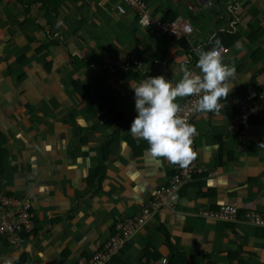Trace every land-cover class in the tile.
Returning <instances> with one entry per match:
<instances>
[{"label":"crops","instance_id":"1","mask_svg":"<svg viewBox=\"0 0 264 264\" xmlns=\"http://www.w3.org/2000/svg\"><path fill=\"white\" fill-rule=\"evenodd\" d=\"M143 1L163 20L183 16L192 36L170 47L120 15L117 0H57L51 28L41 0H0V192L30 205L34 228L16 245L0 241V264H78L148 207L174 164L129 131L132 87L160 75L176 83L182 65L199 73L196 50L219 33L238 36L223 58L235 87L219 113L195 119L203 173L116 255L122 264H264V227L245 217L264 214V106L248 121L245 149L233 120L238 98L264 93V0ZM226 205L235 221L200 216Z\"/></svg>","mask_w":264,"mask_h":264},{"label":"built area","instance_id":"2","mask_svg":"<svg viewBox=\"0 0 264 264\" xmlns=\"http://www.w3.org/2000/svg\"><path fill=\"white\" fill-rule=\"evenodd\" d=\"M117 12L126 16L131 14L135 17L140 27L147 29L150 33L160 35L170 47H176L182 41L192 36L194 30L191 24L183 17L178 16L174 20H163L161 17L154 16L143 0H117ZM228 50L221 48L224 57ZM258 98V100H256ZM257 98L240 97L235 104L234 123L237 127L236 135L242 145V149L249 146L246 138L245 128L250 117L264 106V93ZM198 96H190L181 105L180 115L190 124L195 125V119L204 112L197 111ZM230 130L235 133V127ZM193 150L195 149V136L193 138ZM173 175L168 185L157 190L149 203L148 207L131 218L119 222L115 227V232L110 239L103 245V250L94 253L90 259L80 261L78 264H122L114 261L118 250L128 242L135 230L141 228L153 212H158L163 208L172 206L178 198L181 190L189 183L193 182L195 176L203 173L198 165L197 155L187 166L173 165ZM30 205L21 202L18 198L8 196L0 192V241L9 245H16L23 241L24 236L34 229L30 214ZM200 216L212 218L218 221H235L238 212L232 206H221L216 211H202ZM249 223L255 226L264 227V214L258 212H247L246 216ZM138 264H171L167 257L152 259Z\"/></svg>","mask_w":264,"mask_h":264},{"label":"clouds","instance_id":"3","mask_svg":"<svg viewBox=\"0 0 264 264\" xmlns=\"http://www.w3.org/2000/svg\"><path fill=\"white\" fill-rule=\"evenodd\" d=\"M221 48L217 39L211 50H196L199 73L182 65V78L176 83L160 75L132 87L138 115L129 131L134 137L147 141L153 156L182 167L196 158L192 146L197 128L180 115L182 108L176 101L198 96L197 111L219 113L223 109L220 101L226 100L235 87L231 81L235 79L236 69L224 63Z\"/></svg>","mask_w":264,"mask_h":264},{"label":"trees","instance_id":"4","mask_svg":"<svg viewBox=\"0 0 264 264\" xmlns=\"http://www.w3.org/2000/svg\"><path fill=\"white\" fill-rule=\"evenodd\" d=\"M41 3L43 5V10L45 11L46 15L48 16L47 22L49 24V27L51 28V27H53V25H54V23L58 17V9H59L58 2H57V0H41ZM173 17H175V14L173 15ZM173 17L171 19H173ZM217 39L221 42L222 47L226 48L229 52V48L232 47L238 41V36L237 35H225V34L219 33L216 35V37L214 39H212L210 41V43L207 46L203 47L202 49L205 51L211 50L212 47L214 46V41ZM50 40L51 41L48 44L56 45L59 43V41L58 42L54 41V38L52 35H51ZM60 45H63V44H60ZM224 57H226V55ZM69 58H70L71 62L76 64V66H77L79 59L73 55H70V54H69ZM80 62H81V64H83L82 61H80ZM83 66H85V65H83ZM256 100H258V98ZM250 119H251V117H250ZM101 250H103L102 246L97 250V252L101 251ZM178 258H179V260L176 259L173 262H172V260H170V263L171 264H183L182 259L180 257H178ZM114 261L121 262L117 259V255H116V257H114Z\"/></svg>","mask_w":264,"mask_h":264},{"label":"rangeland","instance_id":"5","mask_svg":"<svg viewBox=\"0 0 264 264\" xmlns=\"http://www.w3.org/2000/svg\"><path fill=\"white\" fill-rule=\"evenodd\" d=\"M136 20V19H135ZM169 46V45H168Z\"/></svg>","mask_w":264,"mask_h":264}]
</instances>
